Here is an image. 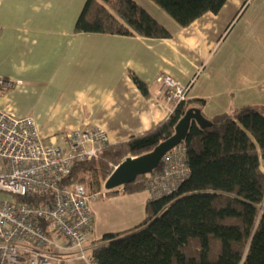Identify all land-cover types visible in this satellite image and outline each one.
I'll use <instances>...</instances> for the list:
<instances>
[{"label": "crops", "instance_id": "obj_1", "mask_svg": "<svg viewBox=\"0 0 264 264\" xmlns=\"http://www.w3.org/2000/svg\"><path fill=\"white\" fill-rule=\"evenodd\" d=\"M135 1L172 37L78 32L87 0H0V77L18 83L0 92V110L32 117L46 144L98 127L115 145L170 118L172 107L157 95L162 75L191 85L189 108L206 119L264 106V0H227L186 28L152 0ZM131 75L145 83L147 95ZM150 200L147 191L118 190L92 202L88 254L106 234L139 226Z\"/></svg>", "mask_w": 264, "mask_h": 264}, {"label": "trees", "instance_id": "obj_2", "mask_svg": "<svg viewBox=\"0 0 264 264\" xmlns=\"http://www.w3.org/2000/svg\"><path fill=\"white\" fill-rule=\"evenodd\" d=\"M180 28L206 13H218L227 0H152ZM78 32L168 39L172 33L135 0H87ZM132 80L147 95L135 75ZM204 105V101H194ZM179 105L155 130L105 146L97 158L76 163L61 187L83 184L89 193L127 157L153 151L175 133L190 104ZM192 123L182 143L188 177L175 192L151 199L137 227L109 233L93 248L92 264H264V106L244 107ZM162 169V165L155 171ZM148 175L122 187L126 194L147 191ZM118 191L108 192V196ZM53 194L15 197L17 202L51 204ZM64 264V263H63Z\"/></svg>", "mask_w": 264, "mask_h": 264}, {"label": "built area", "instance_id": "obj_3", "mask_svg": "<svg viewBox=\"0 0 264 264\" xmlns=\"http://www.w3.org/2000/svg\"><path fill=\"white\" fill-rule=\"evenodd\" d=\"M157 95L173 111L186 103L191 85L170 75L159 76ZM0 77V92L16 86ZM46 144L32 117L0 110V264H63L68 255L88 261L93 230L91 203L107 192L89 193L83 184L61 187L76 163L91 161L109 144L107 133L90 127L58 136ZM162 169L146 179L150 199L175 192L188 177L183 144L162 159ZM53 194L51 204L33 205L6 199ZM62 241L66 243L63 244Z\"/></svg>", "mask_w": 264, "mask_h": 264}, {"label": "water", "instance_id": "obj_4", "mask_svg": "<svg viewBox=\"0 0 264 264\" xmlns=\"http://www.w3.org/2000/svg\"><path fill=\"white\" fill-rule=\"evenodd\" d=\"M192 123H196L201 129L211 126L199 108H189L177 124L173 136L161 142L150 153L139 157H127L107 178L104 184L105 190L117 191L121 187L134 183L139 177L153 173L161 165L163 157L185 141Z\"/></svg>", "mask_w": 264, "mask_h": 264}, {"label": "rangeland", "instance_id": "obj_5", "mask_svg": "<svg viewBox=\"0 0 264 264\" xmlns=\"http://www.w3.org/2000/svg\"><path fill=\"white\" fill-rule=\"evenodd\" d=\"M104 184H105V182H104ZM104 184H103L102 189L99 190V191H102V190H103V191L107 192V195H108V191L105 190ZM118 190H121V191H122L123 189H122V187H121V188H119ZM118 190H117V191H118ZM99 191H97V192H99ZM94 193H95V192H94ZM5 198H6V199H9V200H14V197H13L12 195H6ZM62 243L65 244L66 242H65V241H62ZM72 257H73L72 262H70V263L66 262L65 264H91V261H90V255H89V254H88V261H85V260H79V259L77 258L76 255H73Z\"/></svg>", "mask_w": 264, "mask_h": 264}]
</instances>
